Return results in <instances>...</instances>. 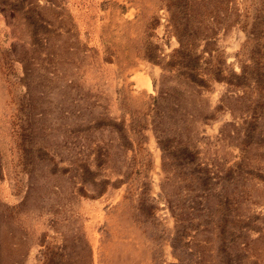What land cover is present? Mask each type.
I'll return each mask as SVG.
<instances>
[{
  "label": "rangeland",
  "instance_id": "rangeland-1",
  "mask_svg": "<svg viewBox=\"0 0 264 264\" xmlns=\"http://www.w3.org/2000/svg\"><path fill=\"white\" fill-rule=\"evenodd\" d=\"M0 264H264V0H0Z\"/></svg>",
  "mask_w": 264,
  "mask_h": 264
},
{
  "label": "bare ground",
  "instance_id": "bare-ground-1",
  "mask_svg": "<svg viewBox=\"0 0 264 264\" xmlns=\"http://www.w3.org/2000/svg\"><path fill=\"white\" fill-rule=\"evenodd\" d=\"M137 78L142 89L144 88L148 92L152 90V85L149 78H147L146 76L144 77L143 75H138Z\"/></svg>",
  "mask_w": 264,
  "mask_h": 264
}]
</instances>
